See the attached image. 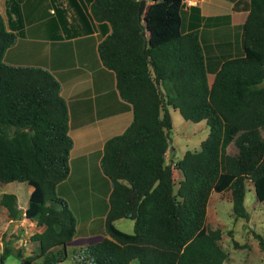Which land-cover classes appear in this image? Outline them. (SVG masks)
I'll return each instance as SVG.
<instances>
[{
    "label": "trees",
    "instance_id": "trees-1",
    "mask_svg": "<svg viewBox=\"0 0 264 264\" xmlns=\"http://www.w3.org/2000/svg\"><path fill=\"white\" fill-rule=\"evenodd\" d=\"M139 1L90 0L93 17L110 25L98 52L132 119L104 141L100 157L112 185L104 229L117 245L95 239L79 256L88 264H224L222 231L206 222L211 191L229 190L233 211L245 218L247 179L264 200V0H249L243 52L223 57L210 85L199 32L182 28V0H150L138 16ZM14 40L0 13V181L32 189L23 211L14 192H3L0 202L9 218L43 226L31 234L38 251L18 250L19 264H59L75 234V216L56 193L70 168L67 104L49 70L4 60ZM170 106L209 130L198 149L166 161ZM233 141L237 153L226 154ZM173 168L183 175L176 188ZM119 217L133 219L132 232L115 226ZM10 253L6 246L0 264Z\"/></svg>",
    "mask_w": 264,
    "mask_h": 264
},
{
    "label": "crops",
    "instance_id": "crops-1",
    "mask_svg": "<svg viewBox=\"0 0 264 264\" xmlns=\"http://www.w3.org/2000/svg\"><path fill=\"white\" fill-rule=\"evenodd\" d=\"M248 7L249 0H198L196 4L183 7L182 28L184 31L197 28L199 32L206 55L209 85L223 57L243 52L242 24ZM0 13L6 28L15 34L14 42L4 52V60L14 65L41 66L49 70L58 79L60 93L67 104L68 133L72 139L70 168L68 176L56 186L58 195L71 208L68 198L59 192L60 185L85 181L90 192L104 193L105 210L99 215V220L96 221V216L85 219L84 224L90 223V228L81 231L73 213L75 234L68 243V249L75 264H88L79 254L89 242L105 238L116 244L104 229L112 185L100 166V157L104 141L122 132L132 119L131 103L120 96L114 70L103 64L98 52V43L111 30L110 25L93 17L90 0H0ZM172 108L169 107L170 114ZM106 109L110 111L104 112ZM84 113H89V116L79 118ZM86 118L89 119L83 122ZM73 121L75 127L72 126ZM74 147L76 151L72 156ZM171 147L172 143L169 149ZM94 155L99 173L93 176L89 167ZM72 157L77 162V179H71ZM178 158L176 155L173 160ZM175 169L178 179H181V170L173 168V173ZM97 222L98 227L95 228ZM114 224L123 231H133L131 218H116ZM38 226L41 228L38 231H41L43 226ZM85 231L91 232L85 235ZM129 264H137V260Z\"/></svg>",
    "mask_w": 264,
    "mask_h": 264
},
{
    "label": "rangeland",
    "instance_id": "rangeland-1",
    "mask_svg": "<svg viewBox=\"0 0 264 264\" xmlns=\"http://www.w3.org/2000/svg\"><path fill=\"white\" fill-rule=\"evenodd\" d=\"M150 0H145L149 2ZM182 13H184L182 9ZM110 111L109 109L104 112ZM172 127L169 131L171 149L166 151V161L173 160L176 155L182 156V152L187 149H198L200 141L208 133V125L204 120L192 121L182 117L179 110H171ZM89 113L79 115V118L88 117ZM86 118L83 122H86ZM73 121L72 126H74ZM75 127V126H74ZM90 131L91 128H89ZM75 135V133H74ZM245 138H242L244 141ZM94 140V139H93ZM238 145L235 141L231 142L226 149V154L235 155L238 151ZM76 148H72V156L75 154ZM93 156L90 163L89 172L96 175L99 173V166L94 163ZM224 159V157L222 158ZM77 162L72 157V178L78 177L76 167ZM179 171V170H178ZM176 169L173 177L175 188L178 185V176ZM88 184H90L88 182ZM87 182L77 181V184H65L59 186V192L64 194L70 203L72 212L77 216L80 223V230L90 228V223L85 225V219L88 216H96V221L99 220V215L104 212L105 202L103 192H90L87 190ZM245 193V207L249 212V217L245 218L235 214L232 208V198L229 190L218 191L213 189L207 205L206 222L208 226L215 228L219 227L222 231L220 244L228 253V258L224 264H264V245L260 244L256 233L262 235L264 240V200H260L256 195L255 183L247 179ZM31 185L26 181H0V199L3 192H14L17 197L16 205L23 211L24 205L27 204ZM57 193V191H56ZM58 194V193H57ZM107 205V202H106ZM103 223V218H102ZM95 228L98 227V222L95 223ZM125 230L128 227H123ZM41 229L35 220L27 217L11 219L7 214V210L0 202V254L6 246L10 248L11 253L6 258L5 264H19L17 251L21 250L24 255L34 254L38 251L37 242L31 239V234ZM85 231V235L89 234ZM71 251V250H70ZM78 255L77 253H75ZM73 255L68 257L59 264H75ZM33 264H40V259L33 261Z\"/></svg>",
    "mask_w": 264,
    "mask_h": 264
},
{
    "label": "water",
    "instance_id": "water-1",
    "mask_svg": "<svg viewBox=\"0 0 264 264\" xmlns=\"http://www.w3.org/2000/svg\"><path fill=\"white\" fill-rule=\"evenodd\" d=\"M144 7H145V0H140L138 6V16H140L143 13Z\"/></svg>",
    "mask_w": 264,
    "mask_h": 264
},
{
    "label": "built area",
    "instance_id": "built-area-1",
    "mask_svg": "<svg viewBox=\"0 0 264 264\" xmlns=\"http://www.w3.org/2000/svg\"><path fill=\"white\" fill-rule=\"evenodd\" d=\"M198 0H182L183 7H189L190 5L196 4Z\"/></svg>",
    "mask_w": 264,
    "mask_h": 264
}]
</instances>
